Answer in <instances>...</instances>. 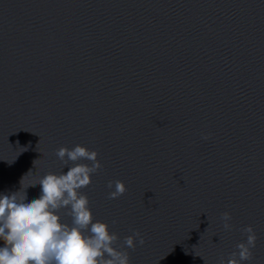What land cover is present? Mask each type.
Returning a JSON list of instances; mask_svg holds the SVG:
<instances>
[{
  "label": "water",
  "instance_id": "obj_1",
  "mask_svg": "<svg viewBox=\"0 0 264 264\" xmlns=\"http://www.w3.org/2000/svg\"><path fill=\"white\" fill-rule=\"evenodd\" d=\"M76 144L130 264H220L247 225L264 264V0H0V191Z\"/></svg>",
  "mask_w": 264,
  "mask_h": 264
},
{
  "label": "clouds",
  "instance_id": "obj_2",
  "mask_svg": "<svg viewBox=\"0 0 264 264\" xmlns=\"http://www.w3.org/2000/svg\"><path fill=\"white\" fill-rule=\"evenodd\" d=\"M56 156L64 165L59 173L47 172L27 188L24 178L19 190L0 191V236L9 238L0 240V264H130L127 249L142 245L143 237L133 231L118 243L120 238L108 223L93 217L89 198L82 191L102 167L97 151L76 144L61 146ZM37 185L39 194L30 198L28 190ZM107 187L110 199L126 191L119 179L109 180ZM61 209L70 220L63 219ZM222 219L224 228L231 229L230 214L223 213ZM242 231L246 238L220 264L251 259L257 235L251 225Z\"/></svg>",
  "mask_w": 264,
  "mask_h": 264
}]
</instances>
